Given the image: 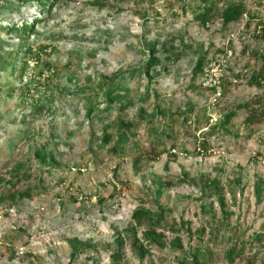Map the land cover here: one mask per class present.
I'll use <instances>...</instances> for the list:
<instances>
[{
  "label": "rangeland",
  "instance_id": "obj_1",
  "mask_svg": "<svg viewBox=\"0 0 264 264\" xmlns=\"http://www.w3.org/2000/svg\"><path fill=\"white\" fill-rule=\"evenodd\" d=\"M119 1L110 0L109 6L101 9L91 5V0L63 1L54 7L47 21L37 25L31 42L47 44L53 49L43 61H51L57 70L52 83L55 101L50 104L54 113H36L32 98L21 100L17 92L11 97L7 91L0 94V197L8 188L2 179L10 178L9 172L16 162L30 156L32 137L39 140L54 122L63 139L74 132L70 140L74 147L61 146L62 168L49 173L40 170L34 161L30 164L32 177L18 187L34 186L32 199L21 200L13 207L0 203V264H113L111 244L115 230L126 228L139 206L154 205L152 182L159 179L178 182L168 187L160 199L172 209L168 214L169 225L181 230L179 233L167 231L168 239L180 236L186 249L194 248L202 244L198 230L208 224L209 211L213 210L205 212L202 204L214 208L218 215L221 210L217 201L198 199L202 196L198 186L179 183L185 173H189L191 179L209 175L222 181L227 208L233 215L230 226L221 230V234L234 236L237 230L247 242L246 255L254 258L256 264H262L264 241L262 245L252 238L264 233V200L258 203L254 192L258 177L264 178V123L251 129L244 121L246 112L240 111L228 126L230 133L221 129L212 131V127L220 113L227 109L257 97H262L264 102V87L247 83L250 73L262 64L253 52H264V39L255 36L258 20H264V0H245L251 14L258 17L251 27L247 26L249 15H245L226 31L221 27L220 18H216L217 23L209 29L193 18L192 8L200 0ZM185 4L187 12L183 9ZM39 12L38 7L28 5L16 11L13 18L32 20ZM143 35L151 41L160 39L162 42L176 36L175 47L184 43L178 50L182 55L172 61L167 60L170 53L158 45L162 64L156 69L161 75L154 80L153 87L158 91L159 102L168 111L176 112L189 102L193 110L185 116L168 115L160 131L169 134L171 128L172 137H165L163 143L156 142V154L150 153L151 157L135 168V158L149 152L150 142L154 140L149 128L145 123L140 126L134 145L128 146L125 155L110 153L107 148L90 154L84 99L89 92L81 89L95 87L102 76L136 69L143 64ZM0 42L3 45L1 66L14 58L10 52L18 49L21 39L1 32ZM201 45L209 52L205 68L214 65L213 59L223 58L231 64L229 72L227 68L224 71L223 81L228 84L221 96L207 91L210 90L207 85L219 68L210 71L211 77L206 78L204 74L202 78L193 77ZM222 46L226 47V53H214ZM247 48L249 50L243 52ZM43 64L33 67L31 63L29 73L37 74L43 69L46 75ZM165 66L168 71L164 70ZM14 79L8 67L0 70V85L4 89L14 84ZM146 84V77L141 75L133 79L129 87L134 93L142 92ZM39 96L41 94L35 93L36 98ZM220 97L224 109L215 108V98ZM155 99L152 97L146 106L152 109ZM137 109L138 105L128 110L126 117L135 120ZM101 126L98 122L95 130L99 131ZM172 144L175 148H171ZM237 178H241V183L235 181ZM183 221L191 222L193 237L181 228ZM74 237L92 241L98 249L83 252L71 261L68 240ZM208 238L206 235L205 239ZM124 252L125 264H177L180 254L170 247L158 250L152 246L151 254L142 261L129 244ZM235 264H247V261L237 260Z\"/></svg>",
  "mask_w": 264,
  "mask_h": 264
},
{
  "label": "trees",
  "instance_id": "obj_2",
  "mask_svg": "<svg viewBox=\"0 0 264 264\" xmlns=\"http://www.w3.org/2000/svg\"><path fill=\"white\" fill-rule=\"evenodd\" d=\"M63 1L67 0H0V33L5 32L6 34L16 35L21 39L18 49L15 52H10L11 55L14 54V58L6 60L5 64L0 66V70L8 67L15 77V83L9 85L7 89H4L0 85V94L7 91L11 97L17 92L21 100L32 98L36 113H43L45 111L54 113L50 104H53L55 101L52 83L55 81L54 78L57 75V70L51 61H43L44 56L52 54V46L35 44L31 42V37L36 31L37 25L47 21L54 7ZM109 1L91 0V5L101 9L109 6ZM28 5L38 7L40 10L39 15L32 20L22 19L16 21L13 18V14L16 11H21L23 7ZM183 9L184 12H187L186 4ZM192 13L193 18L199 21L200 25L206 29L217 23L216 18H220L223 31L229 30L231 25L240 22L245 15H249L250 18L247 24L248 27H251L254 19H258L257 16L251 14L245 0H200V3L192 8ZM256 25L255 31L257 33L255 36L257 39H264V20L260 18ZM258 27L261 28L259 29ZM142 37L145 38L143 42L145 61L143 64L136 69L102 76L95 87L81 89L82 91L89 92L85 95L84 99L86 101L85 119L90 132L88 147L90 154L94 155L97 150L107 148L110 153L125 155L128 151V146L131 143L134 145L133 142H135V138L138 136L140 126L145 123L146 127L149 128L150 133L154 136V140L150 142L149 152H143L135 158V168H138L146 158L151 157L148 156L150 153L156 154V142L163 143L165 137H172L171 128L169 134L165 130L160 131L165 118L168 115L171 117L174 115L185 116L193 110L192 103L189 102L186 106H181L176 112H173V110L168 111L159 102L158 91L153 87L154 80L161 75V72L156 69L158 65L162 64L158 45L161 44L170 53L167 56V60L172 61L178 60L182 55V52L178 50L184 47V43L175 47V41L178 39L176 36H171L165 42H162L160 39L151 41L147 38V35H143ZM169 42L171 46H169ZM187 47L193 48L191 45H187ZM229 47L233 48L232 45ZM0 50H3L1 42ZM248 50L247 48L243 52H247ZM215 51L214 53H226V47H218ZM208 53L204 51L203 45H201L200 52L197 51V60L193 69L194 79L202 78L204 68L208 63ZM253 55L255 58L261 59L262 64L260 68L250 73L247 83L252 87L263 88L264 52L254 51ZM42 62L46 69V75L43 69L37 74L29 73L31 63H33V67H36V65H40ZM226 68L227 72H229L231 64L228 63ZM164 70L168 71V68L165 66ZM141 75L147 79L146 87L144 91L134 93L132 88L129 87V83ZM237 77L240 78L241 76L237 75ZM226 84H228V81L224 80L222 83L224 91L227 89ZM200 87L202 88L199 85ZM193 88L196 89L197 86H193ZM204 89L207 90L208 88ZM207 91L215 94L216 90L210 89ZM35 93H39L41 96L36 98ZM154 96L156 99L153 108L150 109L146 104ZM221 99V97L215 98V108L218 106V108L224 109L225 106H223ZM136 105H138L137 116L135 120H130L128 116L126 117L127 112L136 107ZM240 111L246 112L244 121L251 129L264 123V102L262 97H257L249 102L238 104L233 109H227L224 113H220L219 118H217L216 123L212 127V131L221 129L225 133H230L228 126L238 116ZM207 120L209 123L210 118ZM98 122L102 125L99 131L95 130ZM73 135L74 132L68 134V137L63 139L58 134V125L54 122L50 125L45 135L40 136L39 140L32 137L31 139L34 142L29 146L30 156L16 162L9 172L10 178L4 177L2 179V181L7 183L8 188L1 195L0 203L7 204L6 207H13L21 200L32 199L34 196V186L28 184L18 187V184H22L23 181L29 180L32 177L30 164L34 161L40 170H45L49 173L62 168L63 161L60 160V155L62 154L61 146H65L67 149L73 148L74 145L70 142ZM250 136L251 133L248 134V137ZM203 146L205 147V145ZM171 148H175V144H172ZM190 177L189 173H185L184 178L179 179V183L189 182L194 186H198L202 192V196L198 199L203 202H206L207 199L217 201L221 210V215H218L214 208L211 206L208 208L205 203L202 204V208L207 213L208 209H213L209 211L211 220H209L207 225L198 230V237L201 239L202 244L186 249L180 236H176L172 240L168 239L167 231L179 233L181 230L173 225H169L168 214L172 209L162 204L160 199L168 187H173L178 182L172 179L164 181L159 179L158 182H152L155 186L151 191V194L154 196V205L149 207L144 205L139 206L132 213V222L124 229L120 230L117 228L115 230L114 240L111 244L113 249L111 262L113 264L126 263L124 249L128 244L142 261L151 254V248L154 246L158 250H165L170 247L173 250L180 251V254L177 256V264H218L219 261H222L221 264H235L237 260H245L247 264H256L254 258L246 255L247 242L239 236L237 230L234 231V236L230 235L227 237L225 234H221V230H225L230 226L233 215L231 210L227 208L226 190L222 181L217 177H210L209 175H201L198 178L192 179ZM235 181L241 183V178H237ZM254 188L257 202L262 203L264 200V178L258 177ZM190 225L191 222L183 221L180 226L193 237L194 234ZM206 235H209L208 239H205ZM252 240H257L263 245L264 233L255 234ZM68 242L71 248V261H75L83 252L98 249L96 243L83 241L78 237L71 238ZM262 264H264V257Z\"/></svg>",
  "mask_w": 264,
  "mask_h": 264
},
{
  "label": "built area",
  "instance_id": "obj_3",
  "mask_svg": "<svg viewBox=\"0 0 264 264\" xmlns=\"http://www.w3.org/2000/svg\"><path fill=\"white\" fill-rule=\"evenodd\" d=\"M230 55L232 53V51L229 52ZM212 61H214V65L210 66L209 68H205L204 71V75L207 78L208 76L211 77V73L210 71H213L215 67H217V69L219 68V72H217V74L214 73V77L211 78V81L209 82V84L207 85V87H209L210 89H215V94L214 95H218L221 96L222 93V83H223V78H224V71L226 69L227 66V60L222 59H213Z\"/></svg>",
  "mask_w": 264,
  "mask_h": 264
}]
</instances>
